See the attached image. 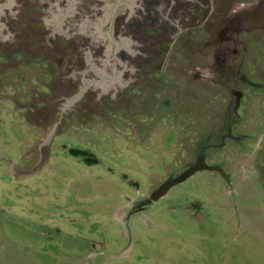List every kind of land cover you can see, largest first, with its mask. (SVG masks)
Wrapping results in <instances>:
<instances>
[{
	"label": "rangeland",
	"instance_id": "374dc122",
	"mask_svg": "<svg viewBox=\"0 0 264 264\" xmlns=\"http://www.w3.org/2000/svg\"><path fill=\"white\" fill-rule=\"evenodd\" d=\"M78 1L47 14V0L22 7L0 0V264H264V40L245 69L255 83L242 131L253 140L219 157L232 183L202 171L131 214L134 203L191 165L180 160L193 148L172 142L163 127L151 133L146 125L155 118L142 116L138 135L124 125L127 117L104 110L95 73L82 78L88 68L76 60L83 53L66 38L67 13ZM235 1L215 0L214 32ZM86 20L89 33L74 34L79 42L97 38L90 28L97 21ZM104 25L98 36L108 45ZM86 48L88 63L102 70ZM86 83L91 91L83 94ZM75 99L88 112L69 124L62 109ZM214 107H221L217 98Z\"/></svg>",
	"mask_w": 264,
	"mask_h": 264
},
{
	"label": "flooded vegetation",
	"instance_id": "af4514ba",
	"mask_svg": "<svg viewBox=\"0 0 264 264\" xmlns=\"http://www.w3.org/2000/svg\"><path fill=\"white\" fill-rule=\"evenodd\" d=\"M24 1L18 0L20 7ZM47 1L46 13L56 14L50 10L55 11L67 0ZM53 1L58 4L51 5ZM235 3L225 6L229 16L216 32L215 0H79L70 4L67 13L71 14L66 38L74 50L83 53H80L83 62L80 57L76 60L79 66L88 68L82 78L89 77L88 72L95 73L94 81L99 85L96 90L101 91L97 99L109 104L104 110L113 116L116 112L127 117L124 125L138 135L143 133L140 118H155L154 125H146L151 133L163 127L173 133L172 142L178 140L181 147L193 148L192 155L183 150L180 162L186 159L191 165L203 161L220 166L226 177L219 171L210 172L227 185L232 183L233 174L227 170L228 162L219 157L233 146L248 148L253 140L251 133L242 131V112L248 109L250 90L255 83L245 69L254 44L264 40V0ZM87 18L97 21L95 28L90 27L96 30L97 38L87 36V42H79L74 34L89 33ZM104 21L108 24L105 35L108 45L103 36H98L103 33ZM56 23L55 19L51 27ZM82 48L91 50L94 59L91 60L102 70L88 63ZM178 72L185 76H179ZM94 81H88L91 87ZM181 82L187 85V90ZM90 86L82 93L91 91ZM109 92L111 95L106 96ZM216 98L221 105L217 112ZM76 100L61 108L68 117L66 123L78 124V115L88 112L86 106H75ZM139 206V202L134 203L131 214L139 213Z\"/></svg>",
	"mask_w": 264,
	"mask_h": 264
},
{
	"label": "water",
	"instance_id": "95a60500",
	"mask_svg": "<svg viewBox=\"0 0 264 264\" xmlns=\"http://www.w3.org/2000/svg\"><path fill=\"white\" fill-rule=\"evenodd\" d=\"M54 131L51 132L49 139L52 137ZM219 171L224 177H226L225 172L220 168V166L209 165L205 162H197L195 164L190 165L186 170L181 172V174L177 176H171L166 179L159 187L154 189L149 195H146L145 198L140 202V206L138 208L139 211L145 209L147 205H150L154 202L159 201L162 197L168 194V192L175 187L176 185L185 182L187 179L193 177L199 172L202 171Z\"/></svg>",
	"mask_w": 264,
	"mask_h": 264
}]
</instances>
